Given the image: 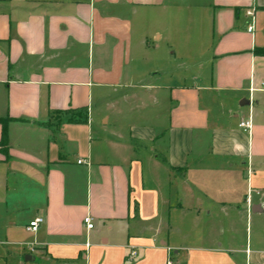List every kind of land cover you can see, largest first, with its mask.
Masks as SVG:
<instances>
[{
	"label": "crops",
	"instance_id": "1",
	"mask_svg": "<svg viewBox=\"0 0 264 264\" xmlns=\"http://www.w3.org/2000/svg\"><path fill=\"white\" fill-rule=\"evenodd\" d=\"M263 50L264 0H0V264H264Z\"/></svg>",
	"mask_w": 264,
	"mask_h": 264
},
{
	"label": "built area",
	"instance_id": "2",
	"mask_svg": "<svg viewBox=\"0 0 264 264\" xmlns=\"http://www.w3.org/2000/svg\"><path fill=\"white\" fill-rule=\"evenodd\" d=\"M245 13H246V16L248 17L246 30L249 33H252L253 30H254V26H255V10H254V8H248V9H246ZM239 126L243 127V128H246V129L250 128V125H249L248 121L240 122ZM80 162H81V160H78V163H80ZM43 221H44V219H43L42 216H36L32 220H30L28 222V224L25 227V230L27 232H30V233H35L38 230L40 224L43 223ZM83 223L86 226V228H88V229L92 228V226H93L92 217L90 215H86L83 218ZM30 250L32 251L33 248H30ZM166 264H171L170 259H167Z\"/></svg>",
	"mask_w": 264,
	"mask_h": 264
},
{
	"label": "trees",
	"instance_id": "3",
	"mask_svg": "<svg viewBox=\"0 0 264 264\" xmlns=\"http://www.w3.org/2000/svg\"><path fill=\"white\" fill-rule=\"evenodd\" d=\"M264 53V50L262 51ZM2 124V132L0 138V152L3 154H7L8 151V139H7V131H6V121H1Z\"/></svg>",
	"mask_w": 264,
	"mask_h": 264
},
{
	"label": "rangeland",
	"instance_id": "4",
	"mask_svg": "<svg viewBox=\"0 0 264 264\" xmlns=\"http://www.w3.org/2000/svg\"><path fill=\"white\" fill-rule=\"evenodd\" d=\"M171 65H172V64H171ZM171 65L168 64V67L171 66ZM169 68H170V67H169ZM244 224H245V225H244V228H243V232H242V233H243V235H244L243 237H244V242H245V238H246V235H247V234H248L249 237H250V236H251L252 238L254 237V233H253V231H254V228H253V227H254V226H252V225H250V224H246V222H244ZM247 226H248V228L246 229ZM191 243H192V241H191ZM243 245H245V244H243ZM205 257H207L208 259H210V258H209V255H208V256H205ZM169 259H170L171 263L175 264V258H174L173 255L170 256Z\"/></svg>",
	"mask_w": 264,
	"mask_h": 264
}]
</instances>
